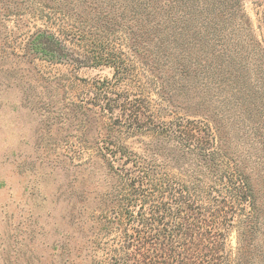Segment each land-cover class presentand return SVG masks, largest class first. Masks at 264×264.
<instances>
[{
	"label": "rangeland",
	"instance_id": "1",
	"mask_svg": "<svg viewBox=\"0 0 264 264\" xmlns=\"http://www.w3.org/2000/svg\"><path fill=\"white\" fill-rule=\"evenodd\" d=\"M221 1L0 0V264L88 263L118 186L105 136L188 181L241 170L244 264H264V0ZM107 59L130 68L118 91L142 92L161 127L195 121V140L113 131L84 107L89 81L114 76Z\"/></svg>",
	"mask_w": 264,
	"mask_h": 264
},
{
	"label": "trees",
	"instance_id": "2",
	"mask_svg": "<svg viewBox=\"0 0 264 264\" xmlns=\"http://www.w3.org/2000/svg\"><path fill=\"white\" fill-rule=\"evenodd\" d=\"M260 6L258 43L264 45V4ZM47 38L43 49L55 55L58 51L52 43L60 45L62 39L51 32ZM116 62L108 61L115 69L113 78L89 81L84 107L96 109L113 131L172 130L183 143L193 142L195 121H180L179 128L172 123L161 127L147 116L142 92L131 95L116 89L132 76L130 68ZM102 140L99 150L118 186L101 210L102 226L90 239L86 264L245 263L246 233L251 227L244 223L254 213V195L241 170L188 181L107 136ZM233 228L238 233L236 250L230 241Z\"/></svg>",
	"mask_w": 264,
	"mask_h": 264
}]
</instances>
